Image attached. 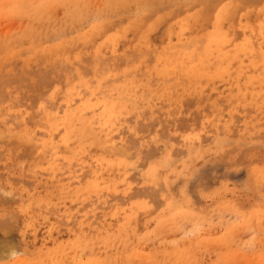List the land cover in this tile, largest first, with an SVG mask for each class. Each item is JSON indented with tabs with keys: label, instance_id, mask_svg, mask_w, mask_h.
<instances>
[{
	"label": "rangeland",
	"instance_id": "rangeland-1",
	"mask_svg": "<svg viewBox=\"0 0 264 264\" xmlns=\"http://www.w3.org/2000/svg\"><path fill=\"white\" fill-rule=\"evenodd\" d=\"M0 58V264H264V0H0Z\"/></svg>",
	"mask_w": 264,
	"mask_h": 264
},
{
	"label": "bare ground",
	"instance_id": "bare-ground-1",
	"mask_svg": "<svg viewBox=\"0 0 264 264\" xmlns=\"http://www.w3.org/2000/svg\"><path fill=\"white\" fill-rule=\"evenodd\" d=\"M182 7V6H181ZM21 49V48H20ZM1 59V58H0ZM81 127V126H80Z\"/></svg>",
	"mask_w": 264,
	"mask_h": 264
}]
</instances>
